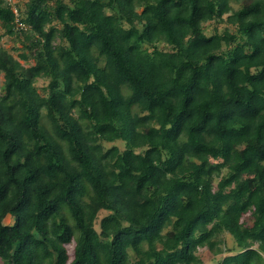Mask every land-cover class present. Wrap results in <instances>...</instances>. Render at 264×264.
Segmentation results:
<instances>
[{
	"label": "trees",
	"instance_id": "obj_1",
	"mask_svg": "<svg viewBox=\"0 0 264 264\" xmlns=\"http://www.w3.org/2000/svg\"><path fill=\"white\" fill-rule=\"evenodd\" d=\"M21 5L0 0V264H202L223 234L215 264H264V0Z\"/></svg>",
	"mask_w": 264,
	"mask_h": 264
},
{
	"label": "rangeland",
	"instance_id": "obj_2",
	"mask_svg": "<svg viewBox=\"0 0 264 264\" xmlns=\"http://www.w3.org/2000/svg\"><path fill=\"white\" fill-rule=\"evenodd\" d=\"M11 1L18 2L19 6L22 7V5H21L22 0H11ZM209 29H210V27H207L206 30H209ZM3 32H4V30L0 26V35L3 34ZM0 44L2 47L6 48V49H9L12 47L11 41L5 35H2ZM16 46H18V45H16ZM0 79H1V75H0ZM36 85L38 87H41V86L45 85V82L43 80H39L36 83ZM105 214H106V212H100L97 220H100ZM10 220L13 221V219L10 216H7L5 218V220L3 221V223L8 224ZM96 228H97V225H96ZM221 237H223V239L225 241V243L223 245H221V249L224 250L222 252V254L213 255L208 250L202 249L198 252V255L200 256V258L202 260V264H215L217 261H220L225 256H230V255H233L235 253V251H233V250L231 251V248L233 246V240L227 234H223Z\"/></svg>",
	"mask_w": 264,
	"mask_h": 264
},
{
	"label": "built area",
	"instance_id": "obj_3",
	"mask_svg": "<svg viewBox=\"0 0 264 264\" xmlns=\"http://www.w3.org/2000/svg\"><path fill=\"white\" fill-rule=\"evenodd\" d=\"M8 1H10V0H8ZM14 12L16 13V11L14 10ZM18 25L20 26V27H22V25L20 24V22H18Z\"/></svg>",
	"mask_w": 264,
	"mask_h": 264
}]
</instances>
